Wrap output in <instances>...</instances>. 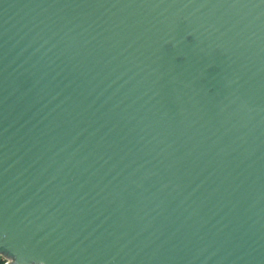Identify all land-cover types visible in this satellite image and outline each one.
<instances>
[{
    "label": "water",
    "instance_id": "95a60500",
    "mask_svg": "<svg viewBox=\"0 0 264 264\" xmlns=\"http://www.w3.org/2000/svg\"><path fill=\"white\" fill-rule=\"evenodd\" d=\"M0 256L264 264V0H0Z\"/></svg>",
    "mask_w": 264,
    "mask_h": 264
},
{
    "label": "rangeland",
    "instance_id": "374dc122",
    "mask_svg": "<svg viewBox=\"0 0 264 264\" xmlns=\"http://www.w3.org/2000/svg\"><path fill=\"white\" fill-rule=\"evenodd\" d=\"M6 263H9V264L12 263V264H14L13 261L9 260L5 256H0V264H6Z\"/></svg>",
    "mask_w": 264,
    "mask_h": 264
},
{
    "label": "built area",
    "instance_id": "2783aa9c",
    "mask_svg": "<svg viewBox=\"0 0 264 264\" xmlns=\"http://www.w3.org/2000/svg\"><path fill=\"white\" fill-rule=\"evenodd\" d=\"M6 264H9V263H6Z\"/></svg>",
    "mask_w": 264,
    "mask_h": 264
}]
</instances>
